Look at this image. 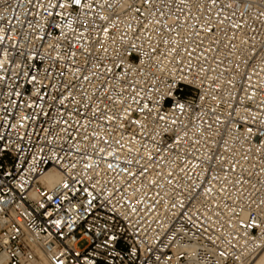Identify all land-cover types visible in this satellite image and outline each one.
<instances>
[{
	"label": "built area",
	"instance_id": "obj_1",
	"mask_svg": "<svg viewBox=\"0 0 264 264\" xmlns=\"http://www.w3.org/2000/svg\"><path fill=\"white\" fill-rule=\"evenodd\" d=\"M263 249L264 0H0V264Z\"/></svg>",
	"mask_w": 264,
	"mask_h": 264
},
{
	"label": "bare ground",
	"instance_id": "obj_2",
	"mask_svg": "<svg viewBox=\"0 0 264 264\" xmlns=\"http://www.w3.org/2000/svg\"><path fill=\"white\" fill-rule=\"evenodd\" d=\"M60 179V175L57 172L51 171L45 176V180L49 182V184H53L57 182ZM1 261V259H0ZM36 264V263H35ZM37 264H42V263H37ZM250 264H264V249L257 255L255 256Z\"/></svg>",
	"mask_w": 264,
	"mask_h": 264
},
{
	"label": "rangeland",
	"instance_id": "obj_3",
	"mask_svg": "<svg viewBox=\"0 0 264 264\" xmlns=\"http://www.w3.org/2000/svg\"><path fill=\"white\" fill-rule=\"evenodd\" d=\"M87 244V242L86 241H82L81 243H80V246L81 247H84L85 245ZM37 263H42V264H49L47 261H45L44 259H41L39 262H37ZM36 263V264H37Z\"/></svg>",
	"mask_w": 264,
	"mask_h": 264
},
{
	"label": "snow or ice",
	"instance_id": "obj_4",
	"mask_svg": "<svg viewBox=\"0 0 264 264\" xmlns=\"http://www.w3.org/2000/svg\"><path fill=\"white\" fill-rule=\"evenodd\" d=\"M77 3H79V0H76Z\"/></svg>",
	"mask_w": 264,
	"mask_h": 264
}]
</instances>
